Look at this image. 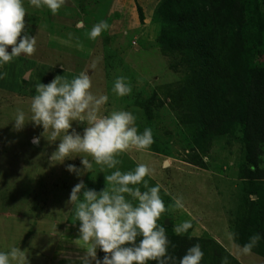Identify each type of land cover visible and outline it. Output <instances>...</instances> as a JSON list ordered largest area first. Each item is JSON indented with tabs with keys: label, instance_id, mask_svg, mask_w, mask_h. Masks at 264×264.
<instances>
[{
	"label": "rangeland",
	"instance_id": "rangeland-1",
	"mask_svg": "<svg viewBox=\"0 0 264 264\" xmlns=\"http://www.w3.org/2000/svg\"><path fill=\"white\" fill-rule=\"evenodd\" d=\"M186 1L65 0L53 14L47 6L36 8L24 0L26 29L37 37L36 51L0 67L5 73L0 79V251L20 248L27 264L89 260L69 195L80 179L89 188L103 189L105 174L112 170L101 172L86 153L51 162L59 140L49 142L48 133L44 136L42 126L32 122L21 130L13 127L18 108L30 115L37 83L47 84L57 75L71 80L89 70L92 91L109 97L104 114L114 108L129 110L137 116L140 131L153 130L150 148L121 153L118 167L126 171L147 163L154 169L150 184L162 185L168 210L158 222L164 223L167 234L191 220L193 226L183 236L198 240L205 253L202 264H221L225 257L228 264H264L263 254H242L237 247L241 244L226 236L250 222L255 213L249 199L257 196L250 194L252 185L244 177L250 163L242 141L241 102L228 91L223 58L229 50L220 44L223 33L229 42L239 36L245 58L252 66L264 67V0H236L245 24L239 33L224 32L221 19H211L208 32L214 37L221 71L210 81L195 53L179 43L185 35L177 30L176 16ZM175 7L176 14L171 11ZM100 21H107L109 29L90 39L88 31ZM121 75L132 85L131 94L123 97L112 92ZM218 120L220 129L213 130L211 122ZM85 126L73 121L81 133ZM37 136L38 145L33 143ZM80 156H87L93 168L77 177L67 165L83 168ZM260 158L264 168V152ZM177 197L183 199L182 208L173 206ZM255 218L264 229V217L257 213Z\"/></svg>",
	"mask_w": 264,
	"mask_h": 264
},
{
	"label": "clouds",
	"instance_id": "clouds-1",
	"mask_svg": "<svg viewBox=\"0 0 264 264\" xmlns=\"http://www.w3.org/2000/svg\"><path fill=\"white\" fill-rule=\"evenodd\" d=\"M30 3L36 8L47 6L55 14L65 0H30ZM26 14L24 0H0V67L36 51L37 37L26 29ZM109 27L107 21H100L88 31V37L94 40ZM4 75L0 72V79ZM92 87L89 70L71 80L57 75L47 84L39 82L31 98L30 115L18 108L13 119L16 130L32 122L42 126L43 135L48 133L49 142L59 140L50 156L51 162L63 163L86 153L101 167V172L112 170L105 174L103 189L89 188L80 179L69 195L68 203L73 205L71 209L79 221V239L87 246V264H202L205 253L198 242L179 258L169 251L174 245L164 223L158 222L168 210L161 195L162 185L150 184L154 169L147 163H138L134 169L126 171L118 167L121 153L150 148L154 143L152 128L140 131L137 116L129 110L114 108L104 114L102 109L109 97L94 93ZM112 92L119 97L131 94L128 78L117 76ZM73 121L85 123L82 133L73 127ZM39 142L40 137H34L33 143L38 145ZM81 158L83 168L67 165V171L77 177L93 168L87 156ZM173 206L182 208V197L175 198ZM192 226V221L186 220L174 231L176 235H183ZM237 235L234 231L226 233L232 242ZM262 239L264 236L254 233L245 244L237 247L242 254H250ZM98 249L104 253L102 258L97 256ZM14 261L27 264L24 251L16 247L0 251V264H13ZM221 264H228L227 257Z\"/></svg>",
	"mask_w": 264,
	"mask_h": 264
},
{
	"label": "trees",
	"instance_id": "trees-1",
	"mask_svg": "<svg viewBox=\"0 0 264 264\" xmlns=\"http://www.w3.org/2000/svg\"><path fill=\"white\" fill-rule=\"evenodd\" d=\"M240 2V1H238ZM236 0H187L177 17V30L185 35L179 43L195 53L198 60L207 68L208 81L213 73L221 71L220 60L213 50L216 48L214 37L208 32L211 19L219 18L223 24L224 32L227 30L238 33L243 31L245 24L242 8ZM177 13L176 7L171 10ZM210 21V22H209ZM211 34V35H210ZM220 44L229 52L223 58L225 64L226 82L228 91L235 94V100L240 101L239 114L242 121V141L246 144L247 161L250 163L245 169V178L252 185L250 194H255V199H249L255 215L264 217V168L260 167L261 154L264 152V67L252 66L245 58L244 45L241 38L229 42L231 39L226 33L221 35ZM221 121H213V130L220 129ZM218 133L214 131V134ZM220 133V132H219ZM259 207V209H258ZM250 214L251 220L255 216ZM240 224L237 230L236 241L245 244L254 233L264 236V229L260 228L259 218ZM255 221V222H254ZM253 223V227L250 224ZM174 247L169 251L176 257H181L190 246L198 242L196 238L176 235L175 232L167 234ZM252 250L264 255V239L260 240ZM103 252L99 251L98 257L102 258ZM155 264V262H150Z\"/></svg>",
	"mask_w": 264,
	"mask_h": 264
},
{
	"label": "water",
	"instance_id": "water-1",
	"mask_svg": "<svg viewBox=\"0 0 264 264\" xmlns=\"http://www.w3.org/2000/svg\"><path fill=\"white\" fill-rule=\"evenodd\" d=\"M168 165V161H165L164 166Z\"/></svg>",
	"mask_w": 264,
	"mask_h": 264
},
{
	"label": "bare ground",
	"instance_id": "bare-ground-1",
	"mask_svg": "<svg viewBox=\"0 0 264 264\" xmlns=\"http://www.w3.org/2000/svg\"><path fill=\"white\" fill-rule=\"evenodd\" d=\"M223 239V238H222ZM235 247V246H234ZM238 250V249H237ZM234 251V250H233ZM239 252V251H238ZM237 253V252H236ZM239 254H241V253H239ZM242 258H243V256H242Z\"/></svg>",
	"mask_w": 264,
	"mask_h": 264
}]
</instances>
